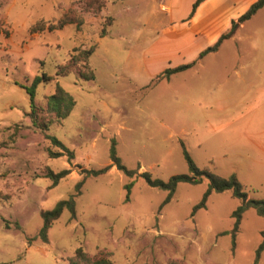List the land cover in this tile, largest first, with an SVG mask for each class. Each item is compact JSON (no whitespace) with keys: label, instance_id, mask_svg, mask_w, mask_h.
<instances>
[{"label":"rangeland","instance_id":"rangeland-1","mask_svg":"<svg viewBox=\"0 0 264 264\" xmlns=\"http://www.w3.org/2000/svg\"><path fill=\"white\" fill-rule=\"evenodd\" d=\"M101 2L96 11L92 0H0V264H70L78 248L88 258L82 264H253L264 217L246 210L233 244L232 213L242 200L231 191L212 192L205 208L192 215L207 178L177 184L161 207L167 192L137 174L163 182L188 175L184 149L198 169L235 175L247 199H264V8L216 52L154 83L156 75L194 61L217 39L186 35L191 8L169 24L167 7L184 14L188 0ZM68 18L74 22L60 30L29 31ZM161 35L160 45L148 51ZM89 50L93 80L77 77L81 62L55 79L75 101L69 116L56 121L46 115L55 81L41 84L35 93L43 110L38 119L53 122L47 131L32 126L24 87L41 72L54 76L71 54ZM112 140L121 164L137 174L129 177L111 166L84 178L80 170L112 164ZM50 151L63 156L51 158ZM46 169L70 173L51 187ZM70 197L74 217L64 210L42 241L41 213ZM257 264H264V250Z\"/></svg>","mask_w":264,"mask_h":264},{"label":"trees","instance_id":"trees-1","mask_svg":"<svg viewBox=\"0 0 264 264\" xmlns=\"http://www.w3.org/2000/svg\"><path fill=\"white\" fill-rule=\"evenodd\" d=\"M92 1L96 6V11H99L103 7L101 0H92ZM203 1L204 0L194 1V3L191 6V11L186 20H190L193 17L197 7ZM263 7H264V0H256L254 3H252L249 6V8L242 15H240L236 20L231 22V27L227 32L221 34L211 46H208L207 48L199 52L194 61H191L186 64H181L172 68H167L158 75H156V77L152 80V82L158 83L162 80H168L170 76L192 68L195 65V63L200 59H202L205 55L216 52L219 49L222 42L231 36L234 29H236L244 22L251 19L252 16H254ZM73 22L74 20L68 18L58 21L57 24H48L47 26L37 23L34 26H32L29 31L30 33H42L44 31L52 32L55 30H60L66 24H71ZM91 53L92 50L81 51L78 52L77 54H71L69 56V60L67 63L58 66L56 68V72L54 76H48L45 73L41 72L39 75L33 77L29 86L24 87L25 92L27 93L29 99L30 112L28 113V117L30 118L32 126L39 128L41 131H47L49 125H51L53 122V120L50 119L46 120L43 117L38 119V115H39L38 111L42 112L43 110H40L35 104V93L37 87L41 84H49L55 81V79H57L58 77L66 76L68 73L71 72V69L73 67H77V64L79 62H81L82 64L77 67V71H76L77 77L84 81L93 80L94 79L93 71H91L86 64ZM74 105H75V101L73 97L69 93H67L55 81L54 92L51 96L48 97V101L46 103V109L44 110L46 112V115L48 117L53 116L56 121L63 120L69 116ZM48 138L51 141L52 145L58 147L61 151L66 153L68 159L73 158L72 152H70L66 147H64L63 144L59 142L55 137L48 136ZM63 152L50 151L48 152V154L51 158H57L63 156ZM183 156L186 161L189 174L174 175L171 176L168 179V181L163 182L158 179H152L151 175L148 172L137 174L135 170H128L125 166H123L121 164L120 159L116 155L115 142L114 140H112L109 150V158L112 164L110 166H106L99 170L82 169L80 170V174L83 175L84 178L98 177L100 175L105 174L110 169L111 166H115L118 171L124 173L129 177H133L134 175L137 174V177L143 178L148 186L152 188H158L167 192V195L164 201L162 202L161 207L167 204L171 200L177 184L187 183V184L195 185L198 184L203 177H205L208 180V187L205 193L203 194L201 201L193 207L192 215H194L198 210L205 208L207 199L212 192L222 193L224 191H231L232 196L234 198H238L242 200V204L238 206L236 210L232 213V217L234 218V228L231 231V236L234 244L235 237L238 232V228L242 219V214L248 209H253L258 216L264 217V199L262 200L247 199V196L243 191L242 185L238 182L235 175H230L227 178H223L208 170H200L193 163V161L190 159L189 155L184 149H183ZM69 173L70 170L67 169L61 170L57 173H54L53 171L46 169L44 177L49 179L51 181V187H54L59 182V180L66 177ZM81 185H82V181H80L76 185V189H78ZM131 186L132 183L127 184L124 187L126 190L125 201L129 199ZM64 210H67L71 214L72 218L74 217L75 210H74V200L72 197L68 198L67 200H62L57 202L54 208L48 211H43L41 213L42 227L39 230L38 237H40L42 241L46 240L47 230L50 228L51 224L60 217V215ZM15 227L19 229V226L17 224H15ZM261 238L262 240L256 250L255 260L253 264L258 263L259 257L264 250V230L261 231ZM87 261L88 258L86 257V255L82 252L81 248H78L75 252L74 258L70 259V264H82ZM94 264H111V263L107 260H99V261H95Z\"/></svg>","mask_w":264,"mask_h":264},{"label":"crops","instance_id":"crops-1","mask_svg":"<svg viewBox=\"0 0 264 264\" xmlns=\"http://www.w3.org/2000/svg\"><path fill=\"white\" fill-rule=\"evenodd\" d=\"M194 1L195 0H188L187 9L184 10V14H182L183 12L179 14L180 7L178 6L171 5L167 7L168 15H170L169 24L183 20L190 11ZM255 1L256 0H204L188 22L186 35L196 37L198 33H201L202 36L206 35L211 43L218 38L221 32L230 26L232 20H236ZM206 30H211V32L207 33ZM183 36H185V34ZM162 40L163 37L161 35L157 41L150 46L148 51L153 47L159 46ZM148 51L145 52V56Z\"/></svg>","mask_w":264,"mask_h":264}]
</instances>
